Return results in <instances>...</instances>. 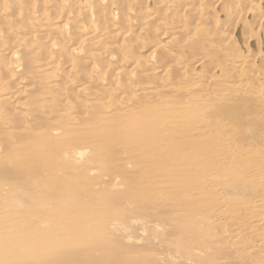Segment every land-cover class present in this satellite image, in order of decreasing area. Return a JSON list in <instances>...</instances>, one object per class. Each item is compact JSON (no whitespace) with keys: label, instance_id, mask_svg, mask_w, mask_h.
<instances>
[{"label":"bare ground","instance_id":"1","mask_svg":"<svg viewBox=\"0 0 264 264\" xmlns=\"http://www.w3.org/2000/svg\"><path fill=\"white\" fill-rule=\"evenodd\" d=\"M263 100L264 0H0V264H245L212 212L259 193L264 243Z\"/></svg>","mask_w":264,"mask_h":264},{"label":"rangeland","instance_id":"2","mask_svg":"<svg viewBox=\"0 0 264 264\" xmlns=\"http://www.w3.org/2000/svg\"><path fill=\"white\" fill-rule=\"evenodd\" d=\"M264 102V100H263ZM260 115L262 116V121H264V104L261 107L259 111ZM262 126V125H261ZM260 128V127H259ZM260 131H264V129H259ZM238 145L234 146L237 147ZM242 148V151L244 150H250L255 149V148H263L260 144H255L254 142H248V143H243L240 146ZM258 194L256 192L255 195L251 194V190L247 191L243 194H237V195H232L230 196L229 194H223L220 193L218 198V207L215 208L216 210L213 211V221L211 222L212 225H218L222 227V229L226 230L228 234H234L238 233L239 237L234 239L236 247L233 249V252L231 253L233 257L241 258L242 256L244 257L243 262L245 264H264L261 261L256 262L255 258L261 254V251L264 249V243L258 239V237L253 236L255 233L254 230L256 228L253 227L254 225V220L255 217L254 215L250 214V211L245 209L243 206L244 202H257L259 200ZM264 209V206H263ZM209 212V209L204 212L205 217H209L207 215ZM211 213V215H212ZM32 224H41L37 222V219L35 218H30L28 219ZM90 220L89 216L85 213L83 214L79 219L77 220H72L71 223L74 226H84L86 227L88 225V221ZM208 227V226H207ZM214 231V229H211ZM54 239H58L61 241L64 240L62 237V229L59 227V225H54L52 229ZM217 231V230H215ZM253 233V234H251ZM95 235H90L86 236V239H95ZM23 242H13L12 246H17L19 244H22ZM43 243V242H42ZM40 243V244H42ZM63 243V242H62ZM70 245L69 242L64 241V245ZM67 245V246H68ZM11 246V243H6L1 241V246H0V260H5V261H12L13 258L17 259L15 257L14 251L16 250L15 247H11L9 250L8 248ZM43 246L44 248L48 249L49 251L57 252L61 248L56 247L53 243L51 242H44ZM112 246V245H111ZM146 246L149 249H153V252L155 251L154 245L153 244H146ZM64 248V247H63ZM115 249L120 251V247H114ZM37 262V261H36Z\"/></svg>","mask_w":264,"mask_h":264}]
</instances>
